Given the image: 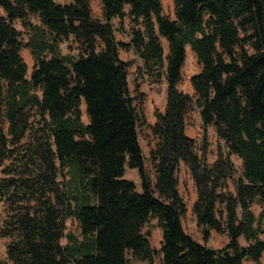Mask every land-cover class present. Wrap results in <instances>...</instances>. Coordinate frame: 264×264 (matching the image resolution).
<instances>
[{"label":"trees","instance_id":"trees-1","mask_svg":"<svg viewBox=\"0 0 264 264\" xmlns=\"http://www.w3.org/2000/svg\"><path fill=\"white\" fill-rule=\"evenodd\" d=\"M100 1L101 18L91 0H0V237L8 259L154 264L160 253L162 264H263L264 0H174L175 19L162 0ZM126 19L128 42L116 36ZM25 47L35 62L30 75ZM187 47L200 65L192 94L179 88ZM121 49H133L150 82L167 83L153 124L135 104ZM194 108L222 142L212 161L186 133ZM142 126L156 140L148 158ZM181 163L197 189L192 212L204 243L183 225ZM127 168L139 171L140 190ZM68 218L78 235L66 232ZM153 220L160 250L151 243ZM212 231L228 242L208 246Z\"/></svg>","mask_w":264,"mask_h":264},{"label":"rangeland","instance_id":"rangeland-1","mask_svg":"<svg viewBox=\"0 0 264 264\" xmlns=\"http://www.w3.org/2000/svg\"><path fill=\"white\" fill-rule=\"evenodd\" d=\"M60 2H64L67 0H58ZM163 4V11L164 15L171 19H175V4L174 0H162ZM91 7L93 11V15L97 18L102 17V6L100 0H91ZM119 21H115V27L117 28L119 26ZM15 27L18 30L24 31L23 26L21 25V22L17 20L15 22ZM125 32L119 30L117 28L116 36L118 40L128 42L130 40L129 32H130V23L126 19L124 21L123 27ZM27 38L25 37V41ZM162 42L165 48V52L168 51V41L166 38H162ZM69 42L63 43V50L68 51ZM120 55L124 60L130 61L131 66L129 68V80H130V88L132 90V94L136 97L135 104L140 110L141 114L145 116L148 124H149V118L155 116V110L158 109L160 111H164L167 104V83L166 81L162 82L161 84H155L150 82L147 75L142 74L140 68L142 67L143 63L139 56L134 53L133 49H121ZM21 56L25 60V62L28 65V72L29 75L32 72V69L34 67V58L30 52L29 48H23L21 51ZM200 70V65L197 61L196 55L192 53V50L190 47H188V54L187 59L185 62V65L183 67V79L179 84L180 90L187 93L190 91L191 88V82L190 77L198 72ZM139 94H143V97L139 98ZM82 119L85 123H88V115L86 113V106L83 103L82 105ZM187 129L189 133L192 135L193 138L197 141V150L201 154L203 150L207 151L208 159L210 161L214 160L218 153V146L219 143L222 144V142L219 141V139L216 136V133L212 127H209L207 130L203 129L202 126V120L200 118L199 110L197 108H194L187 116ZM139 140L140 144L144 151L150 150V148L156 143L155 137H153L150 133V130L148 126H142L139 128ZM148 157V155H147ZM238 173H241L242 168V161L233 156L232 157ZM148 163V162H147ZM149 164V163H148ZM127 174L126 177L130 178L133 177V170L127 168ZM2 167L0 166V177H2ZM179 177V187L180 191L183 195V198L185 199L188 211L186 215L183 217L184 219V228L185 230L191 234L195 239L201 241L204 243L203 236L197 225H194V214L191 211V201L195 199L196 193L193 190L194 183L191 179V176L188 174V170L186 167H180L178 172ZM132 179V178H130ZM133 180V179H132ZM136 182V181H135ZM137 184V182H136ZM139 184V183H138ZM140 185V184H139ZM231 188L233 189L232 184H230ZM253 210L256 214H259L261 211V208L258 204H253L252 206ZM5 217V205L2 201H0V221L3 220ZM156 220H153L150 222L149 228L152 230L151 235V243L152 245L157 248L161 249L162 247V233H160L159 228L155 227ZM161 230V229H160ZM66 232H73L74 234H79V228L77 222L72 219L68 218L66 220ZM213 233L215 231H212ZM212 233V234H213ZM261 238L264 239V234L261 235ZM210 241V242H209ZM209 244L212 245V247H222L225 245L226 238L225 234L217 233L214 235L212 239H209ZM241 243L244 245L246 244V241L242 237L240 239ZM8 242L7 238H1L0 237V262L1 264H13L7 257L6 254V244ZM67 239H62V244H66ZM262 263L264 264V254L261 259ZM138 264V263H135ZM154 264H162L161 263V255L160 253L157 255ZM245 264H256L251 259H246Z\"/></svg>","mask_w":264,"mask_h":264},{"label":"crops","instance_id":"crops-1","mask_svg":"<svg viewBox=\"0 0 264 264\" xmlns=\"http://www.w3.org/2000/svg\"><path fill=\"white\" fill-rule=\"evenodd\" d=\"M192 53H194L193 51H192ZM187 54H188V47H187ZM195 54V53H194ZM197 73V72H196ZM191 78V77H190ZM187 93H189V94H192L193 93V88H192V85H191V88H190V91H188ZM155 120H156V117L154 116V117H150L149 118V123L150 124H153L154 122H155ZM186 133H187V135H189L190 137H192V135L189 133V131H188V129H187V127H186ZM143 149V148H142ZM150 151V150H149ZM149 151H148V153L146 154V152L147 151H144L143 150V152H144V154H145V156L147 157V155H148V157H149ZM147 157V158H148ZM181 167H186L187 168V170H188V174H189V176H191V173H190V170H189V168L184 164V163H181ZM128 170V169H127ZM127 170H126V174H127ZM133 177L131 176L130 178H132L134 181H136L137 182V187H138V189L140 190V185L138 184L139 182H140V175H139V171L138 170H136V169H134L133 170ZM126 174H125V176H126ZM191 179H192V177H191ZM192 181H193V179H192ZM193 183H194V181H193ZM179 190H180V187H179ZM193 190L195 191V193H196V197H195V199L194 200H192L191 201V205H193V203H194V201L196 200V198H197V189H196V186H195V183H194V188H193ZM180 193H181V191H180ZM181 195H182V193H181ZM183 196V195H182ZM191 211H192V207H191ZM193 214V213H192ZM194 216V215H193ZM194 219H195V216H194ZM183 222H184V219L182 220ZM184 225V224H183ZM194 225L196 226L197 224H196V219H195V221H194ZM159 231H160V233H162V231L159 229ZM213 233V232H212ZM215 234H217V232H214L212 235H211V238L210 239H212L213 237H214V235ZM225 238H226V242H228V238H227V236L225 235ZM197 240V239H196ZM161 241H162V239H161ZM199 241V240H198ZM199 242H201V241H199ZM210 242V241H209ZM209 242H207V245L208 246H210V247H212V245H210L209 244ZM201 243H203V242H201ZM226 244V243H225ZM223 247V246H222ZM216 248H218V247H216ZM220 248V247H219Z\"/></svg>","mask_w":264,"mask_h":264}]
</instances>
